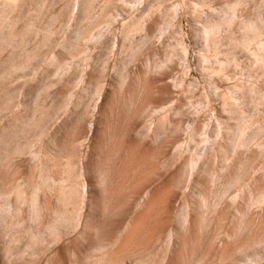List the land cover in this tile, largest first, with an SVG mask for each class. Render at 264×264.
<instances>
[{"label":"rangeland","instance_id":"obj_1","mask_svg":"<svg viewBox=\"0 0 264 264\" xmlns=\"http://www.w3.org/2000/svg\"><path fill=\"white\" fill-rule=\"evenodd\" d=\"M259 53L264 0H0V264H264Z\"/></svg>","mask_w":264,"mask_h":264},{"label":"bare ground","instance_id":"obj_2","mask_svg":"<svg viewBox=\"0 0 264 264\" xmlns=\"http://www.w3.org/2000/svg\"><path fill=\"white\" fill-rule=\"evenodd\" d=\"M197 5V4H196ZM195 5V6H196ZM193 6H194V4H193ZM178 7V6H177ZM184 7V6H183ZM227 14V13H226ZM225 17H226V15H225ZM224 17V18H225ZM229 19V18H228ZM222 20H224V19H222ZM232 21V20H231ZM226 23H228V22H226ZM229 24V23H228ZM210 26V27H209ZM247 27V26H246ZM251 27V26H250ZM207 28V31H205V33H206V35L208 36H215V34H216V31H217V26H212V24L211 25H208V27L206 26L205 27V29ZM249 28V27H248ZM245 30V29H244ZM250 32V31H249ZM208 36V37H209ZM263 46V45H262ZM262 46H260L261 48H262ZM261 51V50H260ZM260 55H258L257 57H256V60L257 61H259V62H263V60H264V54L262 53H259ZM256 56V55H255ZM223 63V62H222ZM219 65H221V64H219ZM223 66H224V64H223ZM223 68V67H222ZM220 69H221V66H220ZM234 101V100H233ZM227 105V104H226ZM243 136V135H242Z\"/></svg>","mask_w":264,"mask_h":264}]
</instances>
